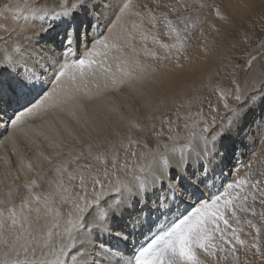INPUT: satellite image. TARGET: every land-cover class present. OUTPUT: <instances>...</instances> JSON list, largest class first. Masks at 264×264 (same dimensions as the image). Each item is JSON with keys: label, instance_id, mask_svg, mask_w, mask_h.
Segmentation results:
<instances>
[{"label": "snow or ice", "instance_id": "6c2138e0", "mask_svg": "<svg viewBox=\"0 0 264 264\" xmlns=\"http://www.w3.org/2000/svg\"><path fill=\"white\" fill-rule=\"evenodd\" d=\"M55 3L59 11L44 8L40 11L45 16L71 19L91 9L95 13L91 28L98 31L96 34L87 33V42L83 46L78 45L75 31H70L58 53L52 49L30 48L36 37H29L23 46L15 45L14 56L3 57L0 64V124L4 127L0 131V144L10 141L15 145L17 140L31 135L35 138L33 142L37 143V150L41 138L48 147H52V137H55L60 141L55 147L59 148L62 131L71 127L64 117L76 120L77 111H83L80 93L85 78L91 76L96 79L98 89L99 80H105L104 90H108L110 66L106 65L110 53H114L117 60L125 59L131 66L140 64L141 53L159 61L161 56L157 50L169 49L167 43L161 42V37L184 27L191 14L199 16L207 8L209 15L214 13L225 21L231 19L226 12L220 11L216 3L197 4L196 0H137L132 12L127 11L128 0H55ZM106 11L109 12L108 18L102 21ZM47 30L41 25L35 31L44 33ZM249 55L250 60L239 66L241 71L250 66L251 60L264 58V44L259 45V56ZM37 65H42L43 71H37ZM128 75L131 76L130 73ZM249 80L258 83L259 87L253 83L249 88ZM53 83L56 86L50 87ZM119 83L124 84L125 81L120 80ZM84 95L86 99L93 98L87 91ZM6 99L9 102L24 99L26 103L7 115L2 107ZM196 99L197 124L192 128L186 149L179 155L174 149L169 152L166 146L164 152L159 151L161 140L172 139L170 127L167 129L169 135L165 136L163 127L156 132L153 126L155 135L149 133L148 136L157 145L155 151L149 148L148 139L137 142V146L146 150L152 163L139 169L140 175L135 177V182H126L119 176L121 172L127 173L129 157L139 159L144 155L132 150L130 143L124 150L123 165L118 153L101 162L98 158L93 161L90 151L87 154L81 151L75 156L74 169L70 170L66 161H60L47 172H37L31 181L25 180L22 187L28 195L10 187L0 196V244L10 246L13 251L17 248L23 250L25 259L20 260L19 252H16L15 260L0 261V264H68L69 244L62 240L57 251L52 244V229L59 231L60 205H68L69 201L76 210L75 213L68 212V216L75 215V219L69 218L64 228L75 249L70 257L72 264H80L81 261L83 264H202L197 257L198 252L212 257L225 253V258L231 255L235 264H239L237 251L240 248L245 249V254L254 250V255L264 260V248L261 246L264 223L259 227L254 223L264 222V175L252 180L237 177L229 181L219 171L221 164L234 155L235 138L244 133L257 108L261 109L260 119L264 123V74L249 76L243 86L237 79L234 89L221 92L217 99L226 112L219 123L216 122L218 108L210 100ZM229 100H233L235 106L230 105ZM205 103L208 115L203 111ZM49 115L52 122L46 118ZM187 119H193V116L189 113ZM176 120L178 127L179 121L184 120V128H189L187 120L178 113ZM10 129L11 135L5 141L4 136ZM54 156L59 157L60 153L56 152ZM47 162L52 164V159H47ZM19 168L26 174L33 170V165L25 166L21 162ZM218 176L224 177L219 183ZM45 187L43 198L35 195L38 189ZM14 197H19V212L14 205ZM181 206H184L183 212H180ZM257 206L260 211H257ZM153 212L159 213L160 219L175 212L179 215H175L166 229L150 236L131 256L108 248L95 239L97 233L110 232L111 221L116 218L126 221L125 228L135 229ZM238 214L252 217L246 220L247 227L255 230L251 242L241 239L239 233L243 228L233 227L230 222L235 220L240 225ZM44 228L48 229L46 234ZM80 230L88 231L91 236L90 250L75 243L74 233ZM115 235L127 239L125 232ZM217 241L227 247H221ZM29 253L31 259H28Z\"/></svg>", "mask_w": 264, "mask_h": 264}, {"label": "rangeland", "instance_id": "374dc122", "mask_svg": "<svg viewBox=\"0 0 264 264\" xmlns=\"http://www.w3.org/2000/svg\"><path fill=\"white\" fill-rule=\"evenodd\" d=\"M27 1L31 2L32 0H23L22 2L27 3ZM196 2L197 4L216 3L220 7V11L222 13L226 12L231 17V19L225 21V20H221L220 18L216 17L214 13L212 15H209L207 8H205L203 12L200 13L199 16H197L196 13H193L189 16L186 22V25L184 27L179 29L177 32L171 33L169 36L161 37V42L167 43L169 45V49H158L157 50V54L161 56V59L159 61L152 60L149 56L143 55V53H141V55L143 56L140 55V64H141V65L139 64L140 67L136 65V66L129 68L130 69L129 72L133 75L136 74L135 76H137L143 70L144 71L166 70L169 72L170 69L172 68H175V69L181 68L187 71H191L193 69L191 67V63H192L191 59L193 58L192 54H194L195 49L196 50L198 49L204 54V56L202 54L203 64L200 63V65L197 66L199 68L198 72L201 75L200 77H195L196 79L192 77L193 81L189 80L185 83V85L187 84H190V85H187V88L185 86V89L187 90H185V92H183L182 96L180 97V98L182 97L183 98L182 99L175 98L176 100L173 99L174 102L173 101L171 102L170 107L166 108L165 110H163V112L157 115L156 120L152 123L153 125H151L149 127L150 129L148 128L147 130L141 122L143 115H144L143 111L148 109L149 107L151 108L152 106H155L156 102H158L157 100L160 98L159 95L158 96L152 95L150 96L151 99L148 97L149 101L152 100L151 103L149 102L148 104L149 107L148 106L146 108L140 107L141 108L140 109L133 105L136 102L135 100L132 101L130 98L129 99L128 97L126 98V96L128 95L125 96L124 95L125 92H123V90L121 93L120 90L124 88L123 86H121L122 88L121 87L119 88L118 93L116 91V94H114L115 93L114 92V93H110L109 94L110 96L107 95L106 99L103 102L104 104H102L103 109L101 108V110H99L100 112L99 111L91 112V114L95 115V117L90 114L91 117L94 119L92 120V118L90 117V120L92 121H88V124L92 126L93 123L90 124V122H94V124L98 122L99 126L101 125L99 127L97 123V125H93L92 127L93 129L96 127L98 128V131H102V133L104 134L106 132H107L106 134H108V129L110 130L109 136L108 135L106 136L107 137L106 142L102 143L103 145L100 144L102 146L101 147L102 152L101 151L94 152L95 153L94 156L96 157L99 156V160L101 162L104 161L106 158H111V155L113 153H118L121 164L123 165V161L125 159L124 150L128 148V145L130 143L133 146L132 150L138 153H142V152L144 153V155H142L141 158L139 159H137L136 157L128 158L129 159L128 171L127 173L121 172L119 174L120 179L124 177L136 176L137 174H139L138 172L141 167L148 166L147 164H145L144 161L146 159L149 160L151 158L147 156L146 150L137 146V142H141V141L143 142L144 140L148 139L149 148L155 151L157 149V145L155 144L154 140L149 139V136H148L149 133H151L153 136L155 135V133L152 132L153 126L155 127L156 132H159L161 128L163 127L165 130V136L169 135V133L167 132V129L169 127L171 128L170 135L172 136V139L171 140H168V139L161 140L159 151L161 150L160 152H164L165 146H166L169 152H171L174 149L176 154L178 155L180 154L181 150L186 149V146L191 136L192 128L196 127V124H197V122H195L198 119L195 115L196 105L198 104V101L196 99L197 97L205 98V100H210L212 102V105L218 108L216 122L219 123L221 118L225 115V112H226V110L223 108L222 102L218 101L217 99V97L221 94V92L224 90L234 89L235 80L237 79L242 82V86H243V82L247 80L249 76L255 75L256 77H260L262 74H264V58L251 60L250 66H245L243 71L239 69V66L244 65L246 60H250V55H249L250 53L254 56H259V45L264 44V0H196ZM228 2L236 3L240 7V12L238 13L230 12L228 9V5H227ZM133 3H134L133 4L134 6L132 7V11L135 10V5L137 4V0H133ZM65 27L68 28V26H65ZM80 28H81L80 31H83V27L80 26ZM56 35L59 36V34H56ZM149 46L151 48V39H149ZM165 56L167 58H164ZM207 62H209V64ZM165 65H168L170 69L169 70L168 68L165 69L164 68ZM204 65L207 70H205ZM112 67H110V70H109V73H110L109 79L113 78L112 76H114V79H116V77L118 76L119 79L125 81L126 80L125 76H123L124 77L123 78L122 75H117L119 74L117 72L120 71V68L116 66H112ZM141 67H142V70H141ZM210 67L212 68V70L208 71L211 69ZM207 73H209L208 75L210 76L206 77ZM89 78H92V77L90 76ZM110 80H113V79H110ZM253 83H256V82L249 80L248 87L251 88ZM256 87H259L258 83H256ZM194 88L195 90H191ZM147 92L148 91H146V94L151 93V92H148V93ZM120 93L123 94L124 96L120 95ZM114 97L117 98V100L120 103ZM120 97L122 98L125 97V98L122 99ZM154 97L155 98L158 97V98L155 99ZM124 100H126V103ZM128 103H131V104L128 105ZM15 104H17V102H15ZM229 104L232 106H235V102L233 100H229ZM135 109L137 110V112H135L136 111ZM139 109L141 111H138ZM102 111L105 114L107 113V115H105ZM130 111H134V113L131 114ZM203 111L205 115H208L207 103H205ZM102 113H103V116H101ZM177 113L181 117H184L187 120V123L190 126L187 130L184 128V120L179 121V127L177 126V120H176ZM189 113L193 116V119H187V115ZM133 116L134 117L136 116V117L134 118ZM260 116H261V109L257 108L253 116L250 118L251 121L245 127V131L249 128L250 132L248 133L247 131V133L244 134L245 133L244 131V133L238 137V139L235 142L237 147L235 148L236 150H235L234 155H232L228 160L225 161V163L221 164L220 166L219 171H222L224 174V177H227L229 181L237 177L239 179L242 178L244 180H252L255 178H260L261 175H264V123L261 122ZM100 117L101 118L105 117V119L107 117V119L103 120V118L101 119ZM48 120L50 121L49 118ZM169 120L172 121L171 124L168 123ZM162 121H163V125H162ZM104 122L105 124H108L109 126L108 125L106 126ZM124 124L125 125L127 124L130 127L129 134L125 133V136L127 135L129 137V139L127 138L126 140L124 137H122L123 134H121V133H124L126 129L124 127L125 126ZM140 129H145V131H140ZM197 131H199L198 127H197ZM114 137H116L117 139H115ZM61 140L63 144L61 145V148L63 146H67V148L69 149L71 145V141L68 140L67 137L64 135L61 136ZM59 142L60 141L55 140V143H59ZM116 143L117 144L120 143V144L117 145ZM95 145H96V142L94 140L90 144V146L92 147ZM68 149L64 148L63 151L68 152L69 151ZM92 149L93 148L91 149L87 148V150L89 151ZM81 151H83L84 153L87 152L83 148H81L80 151L72 152L73 153L72 157L69 159L68 162L70 161L74 162L75 156L78 155ZM12 152L14 153V151ZM234 165H236L235 168H233ZM229 171L232 172L231 176H229ZM224 177L218 176L217 183H219V181L223 179ZM233 194L235 195V193ZM69 204H68V208L71 209L72 208L71 203L69 202ZM71 210H75V208H72ZM183 211H184V208L182 212ZM257 211H260L258 206H257ZM238 215H240V220H241L240 225H237L235 220H231L230 222L232 223L233 227H242L243 231H241L239 235L241 239L249 241L250 235L248 233V230L249 232L251 230V232H253L254 235H255V230L249 229L247 227L246 220L251 219L252 217L251 215H248L247 217H245L242 214H238ZM170 222L171 221L169 220L168 224ZM254 223H257V226L259 224V222L257 221H254ZM167 226L168 225H165V227ZM152 232H153V229H152ZM217 243L221 247H227L223 245L220 241H217ZM242 249L243 248H240L237 251V255L239 256V264L264 263V260H261L260 257H258L257 259L258 262L256 263L249 262L248 259H246L245 257L246 256L245 249H243L244 251H242ZM197 257L198 259L202 261V264H235V262L231 258V255H228L227 258H225V253H220L218 256L212 257V256H207V254L203 252H198Z\"/></svg>", "mask_w": 264, "mask_h": 264}, {"label": "bare ground", "instance_id": "6f19581e", "mask_svg": "<svg viewBox=\"0 0 264 264\" xmlns=\"http://www.w3.org/2000/svg\"><path fill=\"white\" fill-rule=\"evenodd\" d=\"M22 1L23 0H0V64L3 63V57L5 55H8V56H14L15 55V53L13 52V48L15 47L16 44H20L23 46L25 43V40L29 37H36L33 40L30 48H32V49H45V50L52 49L58 53L63 47V45H61V41H62L61 37H63V31H65V30L69 31V29L71 28L73 30H76V32H79L81 29L80 26L83 27V31L86 34L91 33V32H92V34H96L98 31L95 27L91 28V23L95 19V13L91 9L88 11L76 14L71 19H59V18L52 17V16H45L40 11V9H42V8L47 9L49 11H51L53 9H55L56 11H59L60 9L57 6V4L55 3V0H32L31 2L27 1V3H25V2L23 3ZM97 2H99V0H97ZM133 4H134L133 0H128L127 11L132 12V7L134 6ZM227 5H228V9L230 12H232V13L240 12V7L236 3L228 2ZM108 15H109V12H107V11L104 12V15L101 17V20L106 21L108 18ZM117 22L119 23L121 21H117ZM41 25L47 27L48 30L44 33H39L38 31H35V30L39 29L41 27ZM65 26H68V28H66ZM102 28H103V24H101V30H102ZM112 28H113V30L115 29V24L112 26ZM56 34H59V36ZM85 43L81 42V40H80L78 42V45L83 46V44H85ZM201 46H203V45H201ZM202 54L203 53L201 51H199L198 49L197 50L195 49L194 54H192L193 58L191 59V62H192L191 67L193 68L192 69L190 67L192 69L191 71H187V70L181 69V68L180 69H175V68L170 69V67L168 65H165L164 68L165 69L168 68V70L170 69L169 72L166 70H163V71H156V70L144 71L143 70L137 76H135L136 74L133 75L129 72L130 71L129 68L133 67V66L129 65L125 59L117 60L115 58L114 54L110 53L109 54L110 59L108 61V65H106V66L119 67L120 71L122 73L123 72L124 73L122 74L118 70L119 69L118 68L117 70L119 72H117V73H119V74H117V75H122V77L125 76V79H126L125 83L120 84L119 81L121 79H119L118 76L115 79L116 82L113 83V80H110V79L114 78V76H112L113 78H110L109 80H107L108 90L105 91L104 90L105 80H103V79L99 80V89H98L97 88V80H94L93 78H89L90 76L85 78L84 84L81 85L82 90L80 93L81 103L83 104V111H77V113H76L77 119L76 120H69L66 116L64 117V119L68 121V124L71 125V127L68 128L67 131H62V133H61L62 135L66 136L68 140L71 141V145H70L69 149L67 148V146H63L62 148H61V146L59 148L55 147V144H56L55 140H57V139L55 137H52V144H53L52 147H48L47 144L45 142H43L42 138H41V141L38 142L39 143V149L37 150V143L33 142L35 138L32 137L31 135L28 138H24L22 140H17L15 142V145H13V143L10 141L7 142L6 144H0V196H2L4 193H6L10 187L13 188L14 190H18L19 192L24 193L25 195H28L27 190L22 187L24 181L25 180L31 181L32 179L35 178L37 172H47L50 168L53 167V165H58L60 163V161H66L70 165V170L74 169L75 168L74 162H71V161L68 162V161L72 157V154H73L72 152L80 151L81 148H83V149H85V151H87L85 154H87L89 152V150H87V148H89V149L93 148L92 150H90L93 161H95L97 158L99 159V156H97V157L94 156L95 155L94 152H100L101 151L102 146L100 144L106 142V139H107L106 136L107 135L109 136L110 130L108 129V134H106L107 132L104 134V133H102V131H98V128H96L95 126L94 127L96 129L92 128L93 125H97L98 122L96 124H94V122H90V124L93 123L92 126H90L88 124V121H92L94 119L91 117V115H93V114H91V112L101 110L102 104H104L103 102L106 99L107 95H109L110 93H114V92H115L114 94H116V91L118 93L119 88L121 86L124 87V88L121 87L122 88L120 90L121 93L123 90V92H125L124 95L125 96L128 95V96H126V98L127 97H128V99L130 98L132 101L135 100L136 102L133 105L135 107H138V108H140V107L146 108L148 106L149 102L151 103L152 100L149 101L148 97L150 98V96H152V95H155V96L159 95L160 96V98L157 100L158 102H156V104L154 103L155 106L151 105L152 106L151 108L148 106L149 108L143 111L144 115H143L141 122L147 130L151 125H153L152 123L156 120L157 115H159L161 112H163V110H165L166 108H169L173 99L176 100L175 98H177V99L180 98L182 96L183 92H185V90H187V89H185V86L187 88V85H190V84L185 85V83L189 80L193 81L192 77H194V79H196L195 77H200L201 74H199V72H198L199 68L197 66H199L200 63H202ZM101 55H102V53H101ZM143 55H141V56H143ZM203 56H204V54H203ZM97 59H99V57H97ZM207 63L209 64V62H207ZM137 66H139V65H137ZM204 68H205V70H207L205 65H204ZM207 68H208V66H207ZM141 70H142V67H141ZM211 70H212V68L208 71H211ZM37 71H43V66L37 65ZM137 72H138V70H137ZM129 73L131 74V76L128 75ZM209 73L206 74V77L210 76V75H208ZM49 75H51V72H49ZM204 76H205V74H204ZM109 77H110V75H109ZM40 86L42 87L43 84H41ZM55 86H56L55 83H53L50 87H55ZM191 88H193V87H191ZM191 90H195V88L191 89ZM85 91H87L89 94H91V96L93 98L92 99H86L85 95H84ZM146 91L151 92V93L147 92L148 94H146ZM121 93H120V95H123ZM120 98H122V97H120ZM123 98H125V97H123ZM154 98H152V99H154ZM157 98H155V99H157ZM182 98H180V99H182ZM115 99L117 100V98H115ZM126 100H124L125 103H126ZM4 102H5V104H4ZM4 102H3L2 107L4 109L5 114L10 113L13 105L18 106V103L15 104V102H17L15 99H13L11 102H9L6 99ZM129 104H131V103H128V105ZM140 109L138 111H141ZM132 110H133V108H132ZM134 111H130L131 114H133ZM135 112H137V110ZM103 113L101 116H103ZM167 113H168V111H167ZM105 115H107V113ZM120 115H121V113H120ZM138 115H139V113H138ZM93 116L95 117V115H93ZM90 117L92 118V120H90ZM46 118L47 119L49 118L50 122H52V116L51 115H49ZM137 118H138V116H137ZM104 119H105V117L103 118V120ZM106 119H107V117H106ZM117 119H118V117H117ZM250 121L251 120H249V122ZM117 122H119V121H117ZM195 122H197V121H195ZM249 122H248V124H249ZM104 124H105V122H104ZM104 124H102V125H104ZM105 125L107 126L108 124H105ZM2 126H3V124L0 125V127H2ZM98 126H99V123H98ZM57 127H61V126L59 124H57ZM124 127L126 128L125 132L122 131L124 133H121V134H123L122 137H124L126 140L127 138L129 139V137L127 135L125 136V133L129 134L130 127L127 124ZM144 131H145V129H144ZM247 131L249 133L250 129L248 128L244 134H246ZM69 133H71V135H69ZM112 133H113V131H112ZM9 135H11V131H10V133L6 134V136H4L5 141H8ZM146 135H147V133H146ZM116 137H114V138L117 139ZM238 137L235 138V142L238 139ZM118 139H119V137H118ZM94 140L96 142V145L91 147L90 144ZM127 143H128V141H127ZM119 144H117V145H119ZM124 144H125V142H124ZM61 145H63V144H61ZM236 147H237V145L235 144V148ZM64 148L68 149L69 151L68 152L63 151ZM70 149L72 150L71 154H70ZM12 151H14V153ZM56 152L60 153L59 157L54 156V154ZM12 153H13V155H12ZM234 153H235V151H234ZM47 159H52V164H49L47 162ZM21 162H23L25 164V166L27 164L31 163L33 165V170L31 172H27L26 174L20 172L19 166H20ZM144 162L147 165H150L152 163L151 159H149V160L146 159ZM9 173H10V175H9ZM138 173L139 174H137L136 176L140 175V172H138ZM136 176L124 177L122 179L126 180V182L132 183V182H135ZM16 177H19V179H16ZM49 179H51V177H49ZM38 183H41V182L38 181ZM53 187L55 188V185H53ZM70 188H71V186H69V192H71ZM45 191H46V187L42 188V189H38L36 191L35 195H40L41 198H43ZM69 202L71 203V201H69ZM32 203L34 204L35 201H32ZM14 205H15L17 211L19 212L20 211L19 197H14ZM69 206H70V204H69ZM181 208L183 210L184 206H181ZM71 209L68 208V205H60V211H61L60 229H59V231H57L56 229H52V232H53L52 244L57 251L61 247V241L62 240L64 243L69 244L68 264H72V260L70 259V257H71V255H73L75 253V249L72 248L73 241H69L67 239V233L64 230L68 219L69 218H71L73 220L75 219V215H73L72 217L68 216V212ZM71 211L73 213H75L76 210H71ZM24 212H25V215H28L27 209H24ZM32 215H34V212L32 213ZM153 218H151L146 224V226L150 227V229H153L152 234L158 231L161 223L162 224L164 223L162 218L159 220H155ZM172 218H174V217H172ZM116 219L111 221L110 232L97 233L95 236V239L98 242L100 240V237H103L104 240H107L109 242L108 247L111 249H112L111 245L115 240L120 239L122 242H126V241L130 240V238H131L130 233H131L132 229L131 228H125L123 226L126 223V221L121 220L120 218H118L117 220ZM167 219H170V218L164 217V220H167ZM89 220H90V218H89ZM261 223H264V222H259L258 227L261 226ZM135 230L137 231L138 229H135ZM47 231H48V229L44 228V234H46ZM117 232H125V234L127 235V239H121V238L117 237L115 235V233H117ZM248 233L250 235L249 241H251L254 233L251 232V230H250V232L248 230ZM248 233H246V234H248ZM138 235L141 239H143V238L146 239V234L144 231L140 232V230H139ZM74 236H75V243L77 245L83 244L85 248H87L89 250L91 249L92 238L89 235L88 231L80 230V231L74 233ZM261 246H262V248H264V231H262V233H261ZM45 251H47V250H45ZM81 251H83V249H81ZM242 251H244V250L242 249ZM16 252H19V259L23 261L25 259L23 250L17 248L15 251H13V249L10 246L6 247L5 245L0 244V261L15 260L17 258ZM245 257H246V259H248L249 262L256 263V262H258L257 259L259 256L254 255V250H251V251L247 252ZM31 258H32L31 254L29 253L28 259H31ZM49 259H54V257H49ZM62 259H64V258L62 257ZM80 264H83V262L81 261ZM261 264H264V263H261Z\"/></svg>", "mask_w": 264, "mask_h": 264}]
</instances>
